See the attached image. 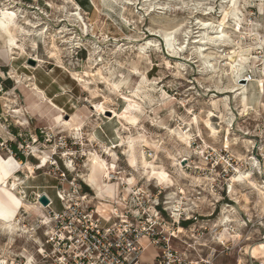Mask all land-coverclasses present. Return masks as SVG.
I'll return each mask as SVG.
<instances>
[{
    "label": "rangeland",
    "instance_id": "374dc122",
    "mask_svg": "<svg viewBox=\"0 0 264 264\" xmlns=\"http://www.w3.org/2000/svg\"><path fill=\"white\" fill-rule=\"evenodd\" d=\"M130 1L136 4L121 13L111 0H0V9L9 5V13L20 17L3 16L21 32L30 33L32 23L47 30L45 39L21 37L17 31L25 52L6 51L0 41V49L10 55L0 71V158L33 169L28 177L25 169L16 174L22 181L15 196L35 206L37 195H46L59 212L60 185L50 163L55 160L64 169L63 163L72 161L66 180L91 197L90 205L102 206V216L111 205L118 214L144 210L137 228L143 234L141 264H264L259 247L264 246V108L259 106L264 95L256 91L258 80L264 87V0H241V29L225 19L220 27L225 37L203 47L199 39L214 31L200 32L197 24L216 28L222 23L220 0L196 5ZM207 5L214 11L209 16L202 15ZM74 14H80L82 24ZM234 61L244 68L241 78L252 79L244 83L248 115L222 91L234 83ZM209 113L216 118L210 121L217 127L215 137L204 127ZM58 117L81 122V135L71 130L74 126L59 125ZM130 118L133 124L126 122ZM172 130L189 134L190 147L182 146ZM128 139L136 167L122 154ZM104 148L114 156L106 157ZM34 150L46 153L48 163L37 160ZM142 153L155 167L150 177L140 165ZM90 155L114 165L103 199L79 178L89 175ZM239 173H250L256 189L239 185ZM96 175L100 186L103 175ZM63 187L68 188L66 182ZM226 210L230 221L224 223ZM44 216L47 210L36 206L17 211L20 232L0 229V261L42 264L38 250L49 230ZM144 219L155 221L163 243H152Z\"/></svg>",
    "mask_w": 264,
    "mask_h": 264
},
{
    "label": "bare ground",
    "instance_id": "6f19581e",
    "mask_svg": "<svg viewBox=\"0 0 264 264\" xmlns=\"http://www.w3.org/2000/svg\"><path fill=\"white\" fill-rule=\"evenodd\" d=\"M159 1H163V0H159ZM179 1L182 2L183 4H185L187 2V4L191 3V4L194 5L197 1H203V0H179ZM149 2H150V0H146L145 1V3H149ZM154 2H156V1H154ZM69 3H70V1H69ZM240 3H241V0H220V2H219V11H220V17L222 18V23H220L218 25V27L214 28V27L206 24L205 22H203V23L199 22L197 24V26H198V30L200 32H202V31L206 32V31H210V30L212 32L213 31L214 32L211 33V34H213L212 37L211 36L210 37H206V34L204 36L206 38H200L199 37L200 39L198 41L199 42L198 45L203 47V46L208 45V43H219L220 40L223 39L222 38L223 32L221 31L223 28L220 30V27L223 24V22L227 21V20L225 21V19L231 18V21H232L233 25L235 27H238L239 29H241V27H242L241 25L244 22V19H243V15H242L243 13H242V11L240 9ZM110 4H112L114 6H117V7L120 6L119 7L120 10H121L120 12L121 13H126V12L129 11L128 9L132 7L131 5H135L136 3H134V2H132L130 0H126V1L124 0V2H122V0H111ZM183 4H182V6H183ZM147 6L148 7L146 8V12L149 13L150 11H152V9H151L152 5L148 4ZM153 6H154V4H153ZM163 7H165V6H163ZM4 8L5 7L0 9V41H2V47H6L7 48L6 51H10V52L13 53L14 51L21 50V51L25 52V50H26L25 46L26 45L25 44L24 45L23 44H18V40H17L18 36H16V34H15L17 31L19 33V36H21V37H34L35 38L38 35V36H41L42 39H45V34H46L47 30H44V28H40L38 30V27L40 26L38 23H32V24L30 23L31 25H29V28L31 27L30 29H32V31L30 33L29 32L26 33V32H21L20 28H18L17 26H12L11 23L6 22L5 18L3 17L4 15L5 16L9 15L12 19H15V18L16 19H20V17L17 16L15 13H9V11H11V9H12V7L11 8L9 7V5L7 6V8H5V9ZM141 8H144V6L141 7ZM213 12H214L213 11V7L209 5L207 8H205V10L203 11L202 15L209 16ZM73 16L75 17V22L76 23L81 22V24H82V18L80 16V14H74ZM73 20H74V18H73ZM21 33H23V34H21ZM169 35H170V32H169ZM169 35L167 34L166 37L169 36ZM223 37H225V36H223ZM168 39H169V37H168ZM28 40L31 41V38H29ZM204 40H206V41L204 42ZM64 43H66V42H64ZM168 46L170 47V44H168ZM54 49L59 52V49H56V48H54ZM12 55L13 54H11V56ZM259 62L260 61L257 60L255 62V64H254V66L257 63H259ZM256 66H259V64L256 65ZM243 69L244 68L242 66L236 65V62H235V66H232V69H231V75H232L234 83L231 84L230 86L224 87L222 89V91H223L224 94H232L234 96L233 99L234 100H238L240 102V105H241V108H242V111H241L242 114L245 113L246 115H248L249 114L248 113L249 110L247 109V106L245 104V102L247 100V86L244 83L249 81V78L248 77H245L244 79L241 78V73L243 72ZM251 83H252V81H251ZM256 83H257V85H256L257 94L263 96L264 95V87H263V84H262V80L260 79ZM31 85L34 86V84H31ZM36 93H38V92H36ZM225 101H227L226 107L228 108L229 107L228 106V101L229 100L226 99ZM263 103L264 102L259 101V106L262 107V108H264ZM111 114L113 115V117H116V113L112 112ZM212 118H215V116L212 113H209L207 120L204 121V127L208 130V132L211 134L212 137H215L218 132H217V127H215L214 125H212L210 123ZM123 119L124 118L122 117V120ZM126 120H127L126 122H131L132 124H133V122H135L134 119H131V118L130 119H126ZM75 121L76 120L73 119V118H71L69 122H66L65 120L62 121V120H60V118H57V122H58L59 125L61 123H63L61 125L65 126L67 128H71L72 126H74V127H72L71 130L75 131L77 133V135H81L79 133H81L82 128L84 126L81 125V122H78V123L74 124ZM120 131H121V129H118L117 130V134H119ZM171 132H172L171 134H174L176 136V138L178 139V141L181 143L182 146H186L187 148L190 147V141L191 140H190L189 134L183 133L182 131H178V130H172ZM132 143H133V140L132 139H128V144H126V146H127L126 148H128V149H126V151L124 150V152L122 154L123 155H125V154L127 155L128 162H129L130 166L136 167V158H135V155H134ZM146 145H147V143H146ZM123 146H124V143H122L120 145H117L116 148H123ZM104 149H105V152H106V153H104L106 155V157L109 158V157H113L114 156V151L112 149H108V148H104ZM33 154H34L33 156L37 160L42 162L43 164H47L48 163V159H47V154L46 153H40V154L38 153L37 154V151L34 150ZM90 158H91V155H90ZM140 159H141L140 165L144 169V173L146 175H149L150 173H154L155 167L145 160L144 153L141 154ZM171 160L174 161L175 159H171ZM172 163H174V162H172ZM69 167L73 171L71 165H69ZM23 169L26 170L27 177H28V174L29 175L30 174L33 175V169L30 168L29 166L24 165L23 163H19L18 161L14 160L13 158H9L7 160H4V159L2 160V158H0V194L2 196H4V200H2L0 198V229H2L4 231H7L10 235H13L15 233L20 232V228H19L20 226H18L19 225V221L17 219V211L18 210L28 211L30 208H35V206H36V210H38L39 212H42L46 208V207L42 206L39 203H38V205H35V206L32 205V204L24 203V202L21 201V199H19V198H17L15 196V192L18 189H20L21 181H22V180L20 181L18 179L16 174L21 172V170H23ZM110 169L113 170L114 169V165L113 164L111 166L107 165V163H106V161H104V159L96 157L95 155H94V157H92L90 159L89 171H88L89 175H88V178H86V179H88L89 183H91V185L94 184V176L96 174L101 173L103 175L102 176L101 186L97 187V188L95 186L96 192H97L96 195H97V197L99 199H103L104 198V195L101 196L100 190L102 188L104 189L107 185H109V183L106 182V179H110V178H112L113 175H115V172H111V174H109L110 173ZM150 176L151 175H149V177ZM251 178L252 177H250V173H247V174L239 173V176H238L239 185H243V183L246 182L249 188L256 189L257 186L253 183ZM84 179H85V175H84ZM126 181H127L128 184H131L133 179L130 178V179H127ZM229 190L231 192L232 186L230 187ZM40 196L41 195H38V197H40ZM174 207H176V206H174ZM227 211L228 210L223 212V214H224V218H223L224 219V223L230 221V218L227 216L228 213H230V212H227ZM44 219H45V223H47V221H48L47 216H44ZM259 247L264 249L263 245L259 246ZM30 260L31 261H29L28 264H32V259H30ZM0 264H7V263H6V261L2 260V261H0Z\"/></svg>",
    "mask_w": 264,
    "mask_h": 264
},
{
    "label": "built area",
    "instance_id": "2783aa9c",
    "mask_svg": "<svg viewBox=\"0 0 264 264\" xmlns=\"http://www.w3.org/2000/svg\"><path fill=\"white\" fill-rule=\"evenodd\" d=\"M247 77L249 81L246 83L251 82V76ZM50 166L58 177L60 188L56 190V198L61 210L53 211L52 201L45 195L49 200L45 208L48 221H44L43 226L49 230L43 232L44 244L38 250L42 264H141L143 234L137 228L143 223V218H138V214H144V210L139 207L136 211L127 208L118 214L116 206L111 205L112 210L104 217L100 213L105 212L102 206L90 205L91 197L82 194L74 180H66L69 165L63 163L64 169H60L52 160ZM65 182L68 188H62ZM122 202L128 206L125 199ZM144 221L149 224L147 235L153 239L152 243H163L166 238H159L161 234L156 230L155 221Z\"/></svg>",
    "mask_w": 264,
    "mask_h": 264
},
{
    "label": "crops",
    "instance_id": "0c3cea01",
    "mask_svg": "<svg viewBox=\"0 0 264 264\" xmlns=\"http://www.w3.org/2000/svg\"><path fill=\"white\" fill-rule=\"evenodd\" d=\"M10 55L8 53H6L4 51V49H0V71L1 69H4L5 66H6V63H7V59ZM59 118V117H58ZM57 120V119H56ZM83 177L82 181L85 182V184L93 191H95V193L97 194L96 192V188L97 187H100L99 185H97L96 181L98 180V177L97 175L94 176V184L91 185V183H89L88 179V176H85V179H84V175L83 176H79V178ZM85 180V181H84ZM87 180V181H86ZM101 182H102V177H101ZM96 186V188H95ZM105 188H108V185L105 187ZM100 194H102V189L100 190ZM104 194V193H103Z\"/></svg>",
    "mask_w": 264,
    "mask_h": 264
},
{
    "label": "water",
    "instance_id": "95a60500",
    "mask_svg": "<svg viewBox=\"0 0 264 264\" xmlns=\"http://www.w3.org/2000/svg\"><path fill=\"white\" fill-rule=\"evenodd\" d=\"M38 203L41 204L42 206L46 207L49 203V200L47 199V197L45 195H41L38 198Z\"/></svg>",
    "mask_w": 264,
    "mask_h": 264
},
{
    "label": "trees",
    "instance_id": "16d2710c",
    "mask_svg": "<svg viewBox=\"0 0 264 264\" xmlns=\"http://www.w3.org/2000/svg\"><path fill=\"white\" fill-rule=\"evenodd\" d=\"M14 149V148H13Z\"/></svg>",
    "mask_w": 264,
    "mask_h": 264
}]
</instances>
